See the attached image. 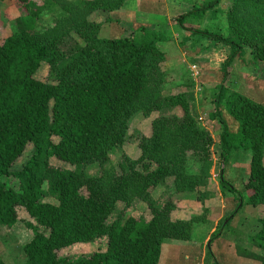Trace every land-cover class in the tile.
I'll list each match as a JSON object with an SVG mask.
<instances>
[{"label": "trees", "instance_id": "obj_1", "mask_svg": "<svg viewBox=\"0 0 264 264\" xmlns=\"http://www.w3.org/2000/svg\"><path fill=\"white\" fill-rule=\"evenodd\" d=\"M125 1L43 0L37 6L16 0L23 14L0 42V227L16 222L17 208L33 220L24 223L31 238L21 247V264H157L164 240L190 237L196 219H171L170 213L203 184L213 141L189 115L181 95L162 96L163 55L157 48L162 37L157 32L134 25L128 35L97 37L99 23L89 21V15L118 10ZM213 2L219 0L179 15L178 28L196 32L183 28V19L191 13L202 16ZM54 5L58 15L39 26L41 13ZM224 17L226 33H215L214 40L230 49L223 69L243 47L264 63V0H229ZM40 63L50 68L52 82L34 78ZM219 92L215 108L222 104L235 126L230 131L216 111L222 124L218 159L224 165L231 151L249 152L242 191L248 205L264 206V105L237 93L225 95L221 86ZM176 107L181 116L166 114ZM138 111L146 116L158 112L149 134L138 139V158L123 157L117 171L86 175L82 169L87 165H106L108 151L122 144L128 120ZM28 144L29 158L10 172ZM188 155L199 164V173L186 172ZM8 176L16 180V190L1 181ZM163 186V197L154 198L153 191ZM219 187L235 193L223 180V169ZM46 197L55 203L42 202ZM135 202L145 205L147 219L124 215ZM117 203L123 209L108 222ZM257 222L251 243L259 254L249 257L264 264V218ZM99 240L104 248L88 255L57 254Z\"/></svg>", "mask_w": 264, "mask_h": 264}, {"label": "rangeland", "instance_id": "obj_2", "mask_svg": "<svg viewBox=\"0 0 264 264\" xmlns=\"http://www.w3.org/2000/svg\"><path fill=\"white\" fill-rule=\"evenodd\" d=\"M37 6L43 0H31ZM72 1V0H71ZM153 1V2H150ZM147 1L148 5L138 6V1L126 0L122 7L110 13L97 11L89 15L88 20L99 23L97 37L111 38L129 34L130 27L145 26L157 32L162 38L157 43L158 50L163 55L161 68L162 96L181 95L185 99L187 111L193 120L210 135L211 146L210 162L207 173L202 180L203 184L197 192L188 198L175 203L170 213L171 219L193 221L188 240H164L161 244L157 264H257L249 257L250 254H259L252 245L251 237L257 232L258 219L264 218V206L253 207L246 203L247 193L242 191V180L247 176L249 152L234 150L226 164L222 165L218 159V136L222 124L218 120V111L230 131H234L235 124L225 113L222 104L215 108V98L223 94L237 93L254 102L264 105V63L254 61L247 47L235 55L228 67L224 68L225 59L230 55V49L215 40V33H226L224 11L229 0L213 2L207 11L199 14H188L182 21V27L196 31L189 33L180 29L175 22L179 15L192 10L188 6L197 8L209 4L212 0H173L165 7L157 6L156 0ZM175 2V3H174ZM153 5V7L151 6ZM187 5V6H186ZM200 5V6H201ZM149 10V11H148ZM145 13V16L138 13ZM59 13L56 5L44 10L39 18L38 25L44 27L51 24L52 19ZM23 13L17 6L16 0L0 1V42L14 29V19ZM135 14V15H134ZM134 18V19H133ZM224 73V74H223ZM34 78L41 82H52L53 74L50 68L40 63L34 73ZM223 96V95H222ZM223 103L224 99L221 98ZM166 114L182 115L180 108L169 109ZM158 115L152 112L148 116L140 111L133 114L128 120L124 141L119 146L111 148L108 161L103 167L95 164L83 168L86 175H97L102 169L117 171L123 157L135 160L139 156L138 139L147 136L150 132V121ZM32 152V146L26 145L21 156L10 166L9 171H18ZM50 163L57 167L74 169L64 166L55 160ZM262 165L264 167V151ZM186 172L197 174L199 164L192 155H188L185 163ZM223 169V180L235 189L222 192L219 187L220 170ZM4 185L12 190L17 189V182L12 176L1 178ZM170 182L168 183L169 186ZM166 187L156 188L152 195L161 198ZM168 196L165 195L166 199ZM238 198V200H237ZM164 199V200H165ZM42 202L55 203L52 198H43ZM123 209V204L117 203L108 222H111ZM125 216L147 219L149 212L141 202H135L130 208L123 210ZM17 220L9 227H0V262L3 264H21L24 255L22 245L31 238V232L25 227V222L34 224L22 208L16 209ZM219 230L218 236L209 240L213 231ZM102 240L74 244L58 251V256L81 257L92 252L102 250Z\"/></svg>", "mask_w": 264, "mask_h": 264}, {"label": "crops", "instance_id": "obj_3", "mask_svg": "<svg viewBox=\"0 0 264 264\" xmlns=\"http://www.w3.org/2000/svg\"><path fill=\"white\" fill-rule=\"evenodd\" d=\"M135 1H138V5H136V6H134V8L132 9V10H130V11H132L133 13L135 12V10H141V11H147V10H144V9H139L140 7H138V6H143V7H145V6H147L148 5V3H147V1H150V0H135ZM196 2H199L198 0H195ZM150 2H153V1H150ZM154 2H156L157 3V6L158 5H160L161 7L163 6H167V4H170V3H172L173 2V0H156V1H154ZM175 3V2H174ZM145 5V6H144ZM201 5V4H200ZM199 5V6H200ZM152 7H153V5H151ZM187 6V5H186ZM198 6V7H199ZM202 6V5H201ZM159 7V6H158ZM189 8H191V9H193V8H195L194 6H188ZM141 11L138 13V15H141L142 17L143 16H145L146 14L145 13H141ZM149 11V10H148ZM190 10H188L187 12H189ZM135 15V14H134ZM134 19V18H133Z\"/></svg>", "mask_w": 264, "mask_h": 264}]
</instances>
